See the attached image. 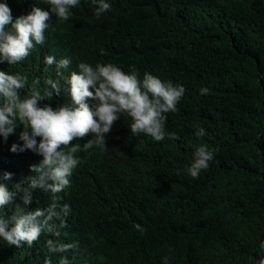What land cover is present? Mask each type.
<instances>
[{
	"label": "trees",
	"instance_id": "16d2710c",
	"mask_svg": "<svg viewBox=\"0 0 264 264\" xmlns=\"http://www.w3.org/2000/svg\"><path fill=\"white\" fill-rule=\"evenodd\" d=\"M109 1L0 107V264H264V0Z\"/></svg>",
	"mask_w": 264,
	"mask_h": 264
},
{
	"label": "clouds",
	"instance_id": "9594fccd",
	"mask_svg": "<svg viewBox=\"0 0 264 264\" xmlns=\"http://www.w3.org/2000/svg\"><path fill=\"white\" fill-rule=\"evenodd\" d=\"M22 1H27L25 7H16L10 0H0V107L12 112H42L61 104H50L52 96L64 95L53 89V77L45 71L52 68L51 59L63 55V51L56 48L67 36L62 32L51 33V21L70 19L81 0ZM88 1L91 11L97 15L111 9L109 0ZM212 1L215 0L207 2ZM210 9L207 8V12L211 13ZM40 79L45 83L43 90L48 92L40 93L33 88ZM104 103L99 97L95 99L96 105ZM61 138V134L54 131L41 141L52 149ZM60 247L69 250L73 244Z\"/></svg>",
	"mask_w": 264,
	"mask_h": 264
},
{
	"label": "rangeland",
	"instance_id": "374dc122",
	"mask_svg": "<svg viewBox=\"0 0 264 264\" xmlns=\"http://www.w3.org/2000/svg\"><path fill=\"white\" fill-rule=\"evenodd\" d=\"M53 69H55V70H58V68H57V67H53Z\"/></svg>",
	"mask_w": 264,
	"mask_h": 264
}]
</instances>
